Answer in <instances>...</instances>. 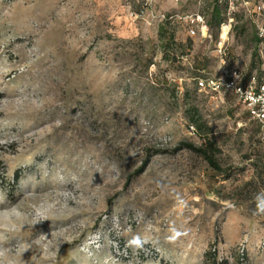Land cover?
<instances>
[{
    "label": "rangeland",
    "instance_id": "obj_1",
    "mask_svg": "<svg viewBox=\"0 0 264 264\" xmlns=\"http://www.w3.org/2000/svg\"><path fill=\"white\" fill-rule=\"evenodd\" d=\"M142 1L0 0V264H264V128L194 80L259 74L264 0L173 43L212 0Z\"/></svg>",
    "mask_w": 264,
    "mask_h": 264
},
{
    "label": "built area",
    "instance_id": "obj_2",
    "mask_svg": "<svg viewBox=\"0 0 264 264\" xmlns=\"http://www.w3.org/2000/svg\"><path fill=\"white\" fill-rule=\"evenodd\" d=\"M154 1L145 0L142 11L137 16L141 17L145 9L152 10ZM257 10L260 11L261 7H258ZM157 16L161 21L168 20V15L165 13H158ZM169 19L173 22L185 24L188 27V35L191 37L196 35V29H198L205 39L210 38L205 18L201 14L181 13L171 16ZM258 35L264 40V29H259ZM226 57L227 52L225 50L220 51L217 74L213 76L206 75L197 79L199 90L206 93L223 90L233 93L250 113L251 118L257 120L264 128V63L261 80L253 76L247 82H243L242 72L234 67L228 68Z\"/></svg>",
    "mask_w": 264,
    "mask_h": 264
},
{
    "label": "trees",
    "instance_id": "obj_3",
    "mask_svg": "<svg viewBox=\"0 0 264 264\" xmlns=\"http://www.w3.org/2000/svg\"><path fill=\"white\" fill-rule=\"evenodd\" d=\"M221 1L222 0H212L211 4H207L206 7H205L206 11L209 10L208 14L205 13V12H202L204 14L203 15L204 18L207 15L206 26H207L208 32H209L210 28H214L215 27V28L219 29L221 27V25L224 23L225 14H226L227 8H228V2H226V4L224 6H222L220 4ZM144 3H145V0L142 1V5L138 9V11L135 12L137 15L140 14V12L142 11V8L144 6ZM176 14L177 13H175V14H169V15L167 14L168 15V20L163 21L162 25L159 28V37H160V39H165L166 38V40H169L170 43H173L174 42V32H169L170 30H169V27L168 26H170L173 23V21L170 20L169 17L174 16ZM256 41L259 44V43H261L263 41V39H261L259 37V35H257ZM263 63L264 62H262L261 65H260L259 74L257 72L256 73H253V69H254L253 63L251 64V68H250V70H249L248 73H243L238 67H234V68H237V69H239L242 72V80H243V82H247L253 76H255L258 80H261L262 75H263ZM227 67L228 68H231V67L228 66V64H227ZM200 68L201 67H198L197 70L200 71ZM203 71L204 72H207L205 69H203ZM204 72H203V74L200 73L194 79L195 80L196 89L198 91H200V90H199L198 85H197V79L200 78V77H204V76L208 75L207 73H204ZM223 91L226 92L225 90H223ZM201 92H203V91H201ZM232 95H234V94L232 93ZM247 113L250 116V113L248 111H247ZM250 118H251V116H250ZM193 122L195 124L197 123L194 120H193ZM186 146H188L189 148H191L193 150L200 151L202 153L203 157L207 160L209 166L214 171H216V172H218L220 174L223 173L224 169L217 163V161H215V159L212 156H210L208 154V152L206 150L196 148L192 144H189V145H186ZM142 170H143L142 168L139 169V170H137L135 172V175H137L140 172H142ZM16 180H18V177H17ZM238 264H247V259L244 258L243 256H241V258L238 256Z\"/></svg>",
    "mask_w": 264,
    "mask_h": 264
},
{
    "label": "clouds",
    "instance_id": "obj_4",
    "mask_svg": "<svg viewBox=\"0 0 264 264\" xmlns=\"http://www.w3.org/2000/svg\"><path fill=\"white\" fill-rule=\"evenodd\" d=\"M255 201H256V206L254 209V214L256 215L264 214V193L256 195ZM130 243L139 245L140 239L138 237H135L130 241Z\"/></svg>",
    "mask_w": 264,
    "mask_h": 264
},
{
    "label": "bare ground",
    "instance_id": "obj_5",
    "mask_svg": "<svg viewBox=\"0 0 264 264\" xmlns=\"http://www.w3.org/2000/svg\"><path fill=\"white\" fill-rule=\"evenodd\" d=\"M226 29H227V26L226 25H223V28H222V31H223V33H222V38H224L225 37V35H226ZM226 38V37H225Z\"/></svg>",
    "mask_w": 264,
    "mask_h": 264
}]
</instances>
